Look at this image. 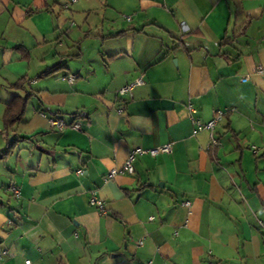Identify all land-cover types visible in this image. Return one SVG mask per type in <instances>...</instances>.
I'll return each mask as SVG.
<instances>
[{"label": "crops", "instance_id": "1", "mask_svg": "<svg viewBox=\"0 0 264 264\" xmlns=\"http://www.w3.org/2000/svg\"><path fill=\"white\" fill-rule=\"evenodd\" d=\"M259 66L264 0H0V264H264Z\"/></svg>", "mask_w": 264, "mask_h": 264}, {"label": "built area", "instance_id": "2", "mask_svg": "<svg viewBox=\"0 0 264 264\" xmlns=\"http://www.w3.org/2000/svg\"><path fill=\"white\" fill-rule=\"evenodd\" d=\"M124 18L129 21L131 19V16L130 15H124ZM257 72H259V73L264 72V67L259 66L257 68ZM63 78L67 79L69 82H72L74 79V76L68 75V76H64ZM143 83H144L143 75H140V76L134 78L129 83H127L122 88H120L118 90V93L120 95L131 94V91L134 87L140 86ZM193 112H194V108L192 105L189 104L188 105V114H189L192 122L196 125L195 132L197 130L203 129V128L208 129L210 131V141H209V144L207 145V148L213 149L216 146H218L219 141H218V139H216L213 136V129H214L216 122L222 117V115L224 113L222 111H217L216 114L208 122L202 123L193 117ZM50 122L54 125H57L59 128H61L65 125V123L61 119L52 118V119H50ZM72 126L74 128H78L77 123H73ZM171 149H172L171 143H165V144H162V145H159L156 147H152V148H141V147L133 148L129 151L127 158L123 162L122 166L111 168L107 172V174L104 176V180L105 181L109 180L119 173H130V174L133 173L134 172V160H135L136 156H138V155L149 154V155L154 157V156L161 154V153H170ZM81 172H82L81 170H77V173H81ZM10 190L12 191V193L15 196H18L19 188L17 186H11ZM89 203L91 205L96 206L100 211L104 212L103 201L97 197L95 191L91 192V195L89 198ZM184 204L188 206L189 202L185 201ZM151 218L152 217H150V219ZM260 226L264 227V223H260ZM139 243H141V242H139ZM5 253H6L5 250L0 249V257ZM25 264H31V260L26 259ZM207 264H223V263L219 262V261L209 260Z\"/></svg>", "mask_w": 264, "mask_h": 264}, {"label": "trees", "instance_id": "3", "mask_svg": "<svg viewBox=\"0 0 264 264\" xmlns=\"http://www.w3.org/2000/svg\"><path fill=\"white\" fill-rule=\"evenodd\" d=\"M21 82L14 84L13 87L21 88ZM28 100V95L20 96L15 95L12 100L7 104L3 113V122L5 128H10L15 124L23 115L24 109Z\"/></svg>", "mask_w": 264, "mask_h": 264}, {"label": "rangeland", "instance_id": "4", "mask_svg": "<svg viewBox=\"0 0 264 264\" xmlns=\"http://www.w3.org/2000/svg\"><path fill=\"white\" fill-rule=\"evenodd\" d=\"M99 22H101L99 19L95 20V21L93 22L94 24L91 26V29H94L95 24H97V23H99ZM81 23H82V21L79 20V25H81ZM84 29H85V28H84ZM85 43H86V44H90V43H92V41H91L89 38H87L86 41H85ZM6 73H8L7 69H6V68H3V67H0V75H6ZM6 90H7V89H5V87L0 86V100H1V97H2L3 95H5ZM0 102H1V101H0ZM0 105H2V104H0ZM1 140H2V139H1V137H0V141H1Z\"/></svg>", "mask_w": 264, "mask_h": 264}, {"label": "water", "instance_id": "5", "mask_svg": "<svg viewBox=\"0 0 264 264\" xmlns=\"http://www.w3.org/2000/svg\"><path fill=\"white\" fill-rule=\"evenodd\" d=\"M187 29V27L186 26H182V30H186Z\"/></svg>", "mask_w": 264, "mask_h": 264}]
</instances>
